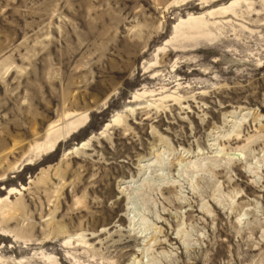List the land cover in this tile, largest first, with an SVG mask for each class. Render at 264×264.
I'll return each mask as SVG.
<instances>
[{
    "label": "rangeland",
    "instance_id": "obj_1",
    "mask_svg": "<svg viewBox=\"0 0 264 264\" xmlns=\"http://www.w3.org/2000/svg\"><path fill=\"white\" fill-rule=\"evenodd\" d=\"M0 264H264V0H0Z\"/></svg>",
    "mask_w": 264,
    "mask_h": 264
},
{
    "label": "bare ground",
    "instance_id": "obj_2",
    "mask_svg": "<svg viewBox=\"0 0 264 264\" xmlns=\"http://www.w3.org/2000/svg\"><path fill=\"white\" fill-rule=\"evenodd\" d=\"M188 23H195V25L197 26V25H199L198 26V28L199 29H201V28H205V27H207V25H208V23L207 22H204V21H202L201 19H196V20H191V21H189ZM187 23V24H188ZM185 25H186V23H185ZM194 26V25H193ZM120 117H118V116H114V118H113V120L111 121V122H118V121H121V119H119ZM107 127L109 126V125H106ZM236 136V138H238V134H235ZM85 145V143H81V145H80V147L81 146H84ZM152 165V164H151ZM151 165H147L146 167H149V166H151ZM124 184V183H123Z\"/></svg>",
    "mask_w": 264,
    "mask_h": 264
}]
</instances>
